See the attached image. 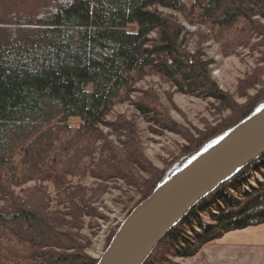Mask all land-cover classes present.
Segmentation results:
<instances>
[{
  "label": "trees",
  "instance_id": "obj_1",
  "mask_svg": "<svg viewBox=\"0 0 264 264\" xmlns=\"http://www.w3.org/2000/svg\"><path fill=\"white\" fill-rule=\"evenodd\" d=\"M191 1L0 0V238L28 247L31 264L99 263L82 254L71 233L82 217H95V192L69 185L68 178L89 175L135 187L140 198L130 216L165 179L264 108V90L242 106L224 93L211 78L209 63L183 49L182 25L160 12L171 10L223 31L241 21L249 27L264 22V0ZM153 73L180 93L214 99L232 113L190 140L166 171L147 162L134 124L106 121L139 78ZM138 107L145 116L153 113ZM154 120L183 133L173 121L160 122L155 115ZM104 127L124 138L119 148ZM33 182L53 183L63 210H48L41 187L15 192ZM263 224L264 155L194 207L144 264H159L164 247L190 258L228 233Z\"/></svg>",
  "mask_w": 264,
  "mask_h": 264
},
{
  "label": "rangeland",
  "instance_id": "obj_2",
  "mask_svg": "<svg viewBox=\"0 0 264 264\" xmlns=\"http://www.w3.org/2000/svg\"><path fill=\"white\" fill-rule=\"evenodd\" d=\"M186 2L192 3L191 0ZM160 12L182 25L183 49L192 55H199L202 61L209 63L213 81L238 105H245L264 90L263 21L256 20L255 25L250 27L241 21L227 30L219 31L192 23L190 18L171 10L160 9ZM131 30L135 31V28ZM152 38H156V35L153 34ZM142 105L150 108L153 113L145 116L138 107ZM152 114L160 122L162 119L165 122H175L183 133L161 127ZM231 116L232 113L214 99L184 95L171 82L153 73L139 78L130 95L116 103L106 121L115 124L123 120L134 124L147 162L155 170L166 171L185 154L190 140L200 138L208 129L218 127ZM76 124L78 122H73V125ZM102 130L108 141L119 148L124 138L107 127ZM140 174L141 178H148L146 174ZM67 183L95 192L91 203L95 217H82L71 233L81 246L82 254L93 260H100L140 195L135 187L123 181L103 183L89 175L82 179L68 178ZM36 186L41 187L48 195V210L51 213L63 210L61 197L51 182H33L15 192L21 194V191L27 192ZM67 220L71 221L69 218ZM204 221L210 222L205 216ZM9 239L13 244L0 238V264H31L29 248L17 244L11 237ZM213 244L214 242L205 245L190 258H179L174 249L166 250L164 247V251L160 252L159 264H213ZM57 253L62 251L57 250Z\"/></svg>",
  "mask_w": 264,
  "mask_h": 264
},
{
  "label": "water",
  "instance_id": "obj_3",
  "mask_svg": "<svg viewBox=\"0 0 264 264\" xmlns=\"http://www.w3.org/2000/svg\"><path fill=\"white\" fill-rule=\"evenodd\" d=\"M264 155V108L164 180L119 228L98 264H144L203 199Z\"/></svg>",
  "mask_w": 264,
  "mask_h": 264
},
{
  "label": "crops",
  "instance_id": "obj_4",
  "mask_svg": "<svg viewBox=\"0 0 264 264\" xmlns=\"http://www.w3.org/2000/svg\"><path fill=\"white\" fill-rule=\"evenodd\" d=\"M213 245V264H264V224L228 233Z\"/></svg>",
  "mask_w": 264,
  "mask_h": 264
}]
</instances>
